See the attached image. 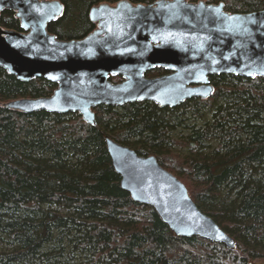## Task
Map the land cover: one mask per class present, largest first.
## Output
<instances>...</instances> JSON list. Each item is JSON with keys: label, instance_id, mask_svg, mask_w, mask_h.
Masks as SVG:
<instances>
[{"label": "trees", "instance_id": "16d2710c", "mask_svg": "<svg viewBox=\"0 0 264 264\" xmlns=\"http://www.w3.org/2000/svg\"><path fill=\"white\" fill-rule=\"evenodd\" d=\"M59 1L63 11L47 31L73 40L96 28L91 7L121 0ZM204 1L223 2L232 14L264 10V0ZM0 26L20 30L13 11L0 13ZM165 73L156 68L146 77ZM209 81L215 91L207 100L173 108L150 101L100 105L91 126L78 113L5 108L49 96L56 85L21 82L0 67V264L264 263V77L221 74ZM106 136L156 157L235 248L176 237L152 208L133 202L120 187Z\"/></svg>", "mask_w": 264, "mask_h": 264}, {"label": "water", "instance_id": "95a60500", "mask_svg": "<svg viewBox=\"0 0 264 264\" xmlns=\"http://www.w3.org/2000/svg\"><path fill=\"white\" fill-rule=\"evenodd\" d=\"M20 30L0 26V67L21 82L43 78L56 85L46 97L21 98L4 107L31 114L78 113L96 125L93 108L150 101L173 108L207 100L209 76L264 77V10L229 13L224 3L156 0L102 3L89 11L96 28L85 37L59 40L47 25L62 13L59 0H0ZM160 68L166 73L146 77ZM111 77L121 81L111 82ZM120 187L133 202L152 208L176 237H198L235 248L234 239L204 214L186 186L156 157L105 137Z\"/></svg>", "mask_w": 264, "mask_h": 264}, {"label": "rangeland", "instance_id": "374dc122", "mask_svg": "<svg viewBox=\"0 0 264 264\" xmlns=\"http://www.w3.org/2000/svg\"><path fill=\"white\" fill-rule=\"evenodd\" d=\"M173 151L184 154V151L180 150L179 148H175V149H173ZM2 250H3V248L0 246V252H2ZM261 264H264V263H261Z\"/></svg>", "mask_w": 264, "mask_h": 264}, {"label": "flooded vegetation", "instance_id": "af4514ba", "mask_svg": "<svg viewBox=\"0 0 264 264\" xmlns=\"http://www.w3.org/2000/svg\"><path fill=\"white\" fill-rule=\"evenodd\" d=\"M188 1V0H187ZM109 4H111V3H109ZM113 4H115V3H112L111 5H113ZM154 70V69H153Z\"/></svg>", "mask_w": 264, "mask_h": 264}, {"label": "bare ground", "instance_id": "6f19581e", "mask_svg": "<svg viewBox=\"0 0 264 264\" xmlns=\"http://www.w3.org/2000/svg\"><path fill=\"white\" fill-rule=\"evenodd\" d=\"M183 181V180H182Z\"/></svg>", "mask_w": 264, "mask_h": 264}]
</instances>
